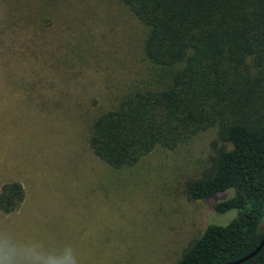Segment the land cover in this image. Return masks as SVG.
<instances>
[{
    "label": "rangeland",
    "instance_id": "374dc122",
    "mask_svg": "<svg viewBox=\"0 0 264 264\" xmlns=\"http://www.w3.org/2000/svg\"><path fill=\"white\" fill-rule=\"evenodd\" d=\"M145 32L117 0H0V185L23 189L16 210L0 212V264H174L207 225L235 214L212 209L230 189L205 200L186 192L209 174L214 149L229 148L217 124L120 168L88 148L96 115L180 69L145 58Z\"/></svg>",
    "mask_w": 264,
    "mask_h": 264
},
{
    "label": "trees",
    "instance_id": "16d2710c",
    "mask_svg": "<svg viewBox=\"0 0 264 264\" xmlns=\"http://www.w3.org/2000/svg\"><path fill=\"white\" fill-rule=\"evenodd\" d=\"M145 27V58L180 69L160 90H135L96 115L87 145L111 168L135 163L156 145L172 149L214 124L218 146L208 173L188 182L192 200L213 198L224 225L209 224L174 264H225L264 236V0H117ZM23 198L19 182L0 185V212ZM239 264H264V244Z\"/></svg>",
    "mask_w": 264,
    "mask_h": 264
},
{
    "label": "water",
    "instance_id": "95a60500",
    "mask_svg": "<svg viewBox=\"0 0 264 264\" xmlns=\"http://www.w3.org/2000/svg\"><path fill=\"white\" fill-rule=\"evenodd\" d=\"M263 244H264V236L260 239V241L258 242V244L255 246V248L252 251H250L246 255H244V256L236 259V260L227 262L225 264H239V263L249 259L250 257L254 256L261 249Z\"/></svg>",
    "mask_w": 264,
    "mask_h": 264
},
{
    "label": "clouds",
    "instance_id": "9594fccd",
    "mask_svg": "<svg viewBox=\"0 0 264 264\" xmlns=\"http://www.w3.org/2000/svg\"><path fill=\"white\" fill-rule=\"evenodd\" d=\"M49 264H77L76 258L72 255L57 257L49 261Z\"/></svg>",
    "mask_w": 264,
    "mask_h": 264
}]
</instances>
